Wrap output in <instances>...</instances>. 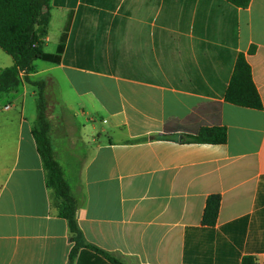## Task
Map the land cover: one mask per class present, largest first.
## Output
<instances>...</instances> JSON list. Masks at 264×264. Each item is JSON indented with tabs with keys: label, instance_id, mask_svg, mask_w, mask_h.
I'll return each mask as SVG.
<instances>
[{
	"label": "crops",
	"instance_id": "1",
	"mask_svg": "<svg viewBox=\"0 0 264 264\" xmlns=\"http://www.w3.org/2000/svg\"><path fill=\"white\" fill-rule=\"evenodd\" d=\"M50 14L45 50L70 24L65 51L29 78L55 98L51 141L86 241L124 264H264V0H51ZM240 53L262 110L225 100ZM2 98L0 264H69L33 135L38 89ZM204 127L226 128L227 143L159 138ZM211 195L221 207L207 227Z\"/></svg>",
	"mask_w": 264,
	"mask_h": 264
},
{
	"label": "trees",
	"instance_id": "2",
	"mask_svg": "<svg viewBox=\"0 0 264 264\" xmlns=\"http://www.w3.org/2000/svg\"><path fill=\"white\" fill-rule=\"evenodd\" d=\"M226 1L245 9L252 0ZM50 10L51 0H0V48L13 59L12 66L0 70V98L18 90L24 81L38 89V118L33 135L46 171L47 186L53 191L59 215L67 220L71 232L73 247L69 264L82 262V256L86 254L96 261L92 264H124L86 241L77 221V200L56 159L51 141V121L48 115L49 85L46 81H33L29 78L35 71V62L60 64L65 51L70 24L62 35L57 52L52 54L45 50ZM22 74H25L24 79ZM225 100L243 108L263 109V101L254 82L251 65L244 53L238 55ZM159 138L182 139L183 143L224 145L227 143L228 134L224 127H204L196 135L177 134ZM220 207V195L208 197L201 221L203 226L217 225ZM242 264L258 263L254 256L248 255L243 258Z\"/></svg>",
	"mask_w": 264,
	"mask_h": 264
},
{
	"label": "rangeland",
	"instance_id": "3",
	"mask_svg": "<svg viewBox=\"0 0 264 264\" xmlns=\"http://www.w3.org/2000/svg\"><path fill=\"white\" fill-rule=\"evenodd\" d=\"M56 16V15H55ZM58 19H57V16L55 17V20H54V24H53V26L51 27V29L49 30V35L51 36V37H53V35H54V33H55V29H56V27H57V25H58ZM46 51L47 52H54L55 51V49L53 48V45L51 44V43H47V45H46ZM11 62H12V58L9 56V55H7L1 48H0V69L1 68H6V67H8V66H10L9 64H11ZM37 63H39L40 65L41 64H45V65H47V63L46 62H43V61H38ZM37 78V80L39 81V80H44V77H36ZM34 89V88H33ZM53 94H54V91H53ZM52 97H53V100H55V98H54V96L53 95H51ZM52 97H50L49 96V104H50V106H51V110L53 109V101H52ZM0 103H2V104H4L5 103V100L2 98L1 100H0ZM49 106V107H50ZM49 107H48V109H49ZM60 107L61 106H58V111H60ZM48 115H49V113H48Z\"/></svg>",
	"mask_w": 264,
	"mask_h": 264
}]
</instances>
